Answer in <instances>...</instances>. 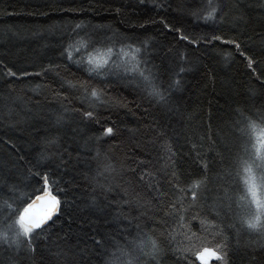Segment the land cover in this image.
<instances>
[{"label":"trees","instance_id":"1","mask_svg":"<svg viewBox=\"0 0 264 264\" xmlns=\"http://www.w3.org/2000/svg\"><path fill=\"white\" fill-rule=\"evenodd\" d=\"M261 136L264 0H0V264H264ZM45 175L59 218L32 252L14 220Z\"/></svg>","mask_w":264,"mask_h":264},{"label":"snow or ice","instance_id":"2","mask_svg":"<svg viewBox=\"0 0 264 264\" xmlns=\"http://www.w3.org/2000/svg\"><path fill=\"white\" fill-rule=\"evenodd\" d=\"M217 11L215 6L210 5V10L205 14L204 18H214V15ZM79 27V25H77ZM187 39V37H183ZM215 39H219V37H215ZM233 43H235L233 41ZM237 49H239V44H236ZM112 50L109 48L108 52ZM135 51H139V49H135ZM71 51H68V58L71 59ZM88 64H89V71L100 73L102 70L105 69V65L108 64L107 59H99L93 58L92 55L88 56ZM249 68L252 67V60L249 58L248 60ZM181 72L184 71L183 68L180 69ZM21 75H28L27 72H21ZM8 76H16L17 73L12 71V69H7ZM140 75L144 77L145 80H148L149 77L144 76V72L141 70ZM180 84L179 80L174 81V85L178 86ZM152 94L160 96L163 99V96L159 93V91L155 88L152 90ZM102 93L98 92L95 88H93L90 92V96L95 98L96 101H100ZM86 117H93V112L87 111L84 113ZM253 131H255L256 126L254 124L250 125ZM105 134H111L113 132L112 127H107L104 130ZM264 146V145H262ZM255 147V145H253ZM244 173L245 175V184L247 185L249 193H251L252 201L256 204L257 213L256 215L247 219L246 223L249 228L251 229H260L264 230V222L261 221V217L264 216V201L257 200L256 198V178L252 175V169L249 165L245 164L244 166ZM200 181H193L190 187L193 189L192 196H196V189L200 185ZM260 187L264 189V176L259 178ZM44 189L42 195H37L34 200L26 205L22 211L18 212L14 220V224L17 226L16 237L19 238L23 236L25 242L28 244L29 250L34 252L35 248L32 246V237L33 235H38L36 230H40V232L45 231L47 228H51L55 224V220H53L54 216L60 212V204L61 201L58 199L57 195H53L52 191L48 187V178L47 175L44 176ZM183 191V190H181ZM11 207V205H9ZM174 207V205L172 206ZM57 218H59L57 216ZM52 222L49 224V222ZM67 236V234H66ZM66 238V237H65ZM0 239L7 240L6 233H0ZM94 244L98 247L102 245V241L96 239L95 237L92 238ZM13 242H17L14 240ZM149 245L148 251H145V242L140 241L139 247L140 251L146 257H150L153 261H156L162 255V248L157 244L155 239L149 237ZM199 259L203 262V264H208L209 257H216L217 259H221V254L217 250L203 248L202 251L198 253ZM128 264H132V260L130 259Z\"/></svg>","mask_w":264,"mask_h":264},{"label":"rangeland","instance_id":"3","mask_svg":"<svg viewBox=\"0 0 264 264\" xmlns=\"http://www.w3.org/2000/svg\"><path fill=\"white\" fill-rule=\"evenodd\" d=\"M257 145H256L255 149L257 148L256 151L259 152L257 157H259V160L262 163L260 166H262L261 167L263 169L262 170V174H263L262 176H264V146H262V145H264V137L263 136H261L259 138V141H258ZM256 184H257V187H256V198H257V200L264 201V189H262L260 187V183H259L258 180L256 181ZM215 258L216 257H209L208 258V264Z\"/></svg>","mask_w":264,"mask_h":264},{"label":"water","instance_id":"4","mask_svg":"<svg viewBox=\"0 0 264 264\" xmlns=\"http://www.w3.org/2000/svg\"><path fill=\"white\" fill-rule=\"evenodd\" d=\"M42 194H43V193H41L40 195H42ZM53 195H54V194H53ZM34 199H35V198H34ZM34 199H33V200H34ZM55 217H56V216H54L53 219H54Z\"/></svg>","mask_w":264,"mask_h":264}]
</instances>
